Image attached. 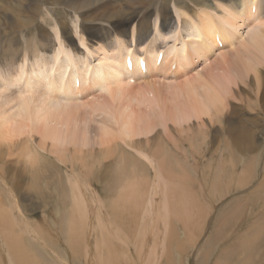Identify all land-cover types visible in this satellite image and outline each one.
Wrapping results in <instances>:
<instances>
[{
  "label": "bare ground",
  "instance_id": "6f19581e",
  "mask_svg": "<svg viewBox=\"0 0 264 264\" xmlns=\"http://www.w3.org/2000/svg\"><path fill=\"white\" fill-rule=\"evenodd\" d=\"M51 2L72 15L74 35L49 8ZM5 3L10 4L9 10L3 9ZM219 9L225 15H217ZM47 19L52 31L42 26ZM250 24L253 26L246 33L242 31L244 36L239 34L241 26ZM224 46L231 50L230 57L220 55L210 65L211 55ZM159 52L163 57L158 63ZM198 62L202 63L197 66ZM246 90L253 94V112L251 117H240L236 110L244 109L232 99L248 104L250 100L243 97ZM97 115L103 117L96 134L101 149L94 152L117 154L122 164L125 146L154 170L148 182L141 173V182L135 176L119 185L115 201L108 207L109 215L123 218L122 224L129 229L131 225L125 222L138 223L137 215L149 209L143 202V189L147 195L166 183L163 162L172 147L182 155L187 140L200 147L209 129L215 130L216 148L221 133L225 145L237 152L251 151L264 140V0H0V154L20 148L18 157L31 167L39 164L42 150L56 149L62 156L65 147L72 145L84 154L87 126ZM222 122L226 128L218 127ZM35 135L38 141L33 146L30 139ZM208 148L211 150L209 144ZM147 150L149 155L144 152ZM226 154L219 153L214 161L210 180L213 192L224 196L232 187L226 181V164L234 168L232 152ZM2 172L0 183L6 184ZM77 177L67 178L71 207L65 232L70 250L79 249L86 239L85 201ZM234 180L242 184L245 177L240 174ZM176 192L179 202L175 207H180L174 211L188 221L182 213L186 214L193 194ZM11 216L0 199V234L9 248L6 259L10 264H41L21 241ZM99 227L95 247L106 254L100 252L97 257L104 264H114L111 251L108 253L112 240L105 227ZM154 249L148 252L145 264H154Z\"/></svg>",
  "mask_w": 264,
  "mask_h": 264
},
{
  "label": "rangeland",
  "instance_id": "374dc122",
  "mask_svg": "<svg viewBox=\"0 0 264 264\" xmlns=\"http://www.w3.org/2000/svg\"><path fill=\"white\" fill-rule=\"evenodd\" d=\"M48 5L56 12V15L63 18L67 29L74 35V18L72 15L65 9L62 10L59 7L57 9L52 2ZM9 8V3L3 4V9L9 10ZM170 9L175 16L174 10ZM217 15H225V12L219 9ZM45 18H48V16L45 15ZM41 23L48 31H52L49 19ZM237 23L240 22L237 20ZM245 25L239 28V34L243 36L253 26L250 24L245 27ZM75 41L79 45L77 38ZM79 47L82 50L84 49L81 45ZM222 48L216 49L211 55L210 60L212 62L210 65L213 66L214 60L219 59L220 55L230 57L231 50L226 46ZM226 48L227 50H225ZM160 52L158 53V63L163 57ZM94 58H91V60L93 61ZM196 64L197 66L200 65L199 62ZM203 64L208 65L207 62H203ZM248 91L246 90L243 93V97L250 100L248 104H244V101L236 97L232 99L235 104H241L244 109L241 112L236 110L240 117H251L249 113L253 112L251 104L253 94H249ZM99 117L100 115L95 116L94 121L87 126L89 139L85 141L87 146L83 148L84 154L79 153L78 149L72 145L65 147L62 156L58 155L56 149H51V152L49 150L38 151L42 157H39L40 162L34 166L35 168L28 163L25 164L22 156L18 157L21 153L20 148H14L12 151L5 149L0 154V170L3 171L2 175L6 182V184L0 183V199L3 205L10 210L13 224L16 222L14 224L15 229L18 230L26 249L34 253L41 264H104L97 257V254L99 255L103 251H97L95 247L99 235V226L105 227L108 236L112 240L111 249L108 253L111 251L109 256L114 257V264H145L151 248H155L153 253V257L156 256L154 264H264V140H261L251 151L237 152L228 144L229 149H227L225 135L221 133L218 135L221 141L219 143L220 147L216 148L215 143L213 144L215 130L209 129L205 133V136H207L205 141L199 142L200 147L195 142L191 144L192 142L189 143L190 141L187 140L185 141V153L183 155L175 151L177 149L174 147L170 148L174 152H167L168 159L166 161L164 159L165 162H163L164 171H167L166 183L157 187L156 191H147V195L151 197H149V200L145 194L146 190L143 189V202L145 201V205L149 209L147 212L144 211L142 215H137L140 218L138 223L136 221L130 222V224L125 222V225H131L127 229V226L122 224L123 218H114L109 215L111 214V208L108 207L113 205L118 189L120 190L119 187L126 180L139 176V182H141L140 174L143 173L148 182L153 177L154 170L151 166H147V161L143 157H139L134 150L125 146H123V149L127 154L124 156L122 164L117 154L105 156L94 152V150L101 149L96 141L98 121L103 119V117ZM217 125L221 128L227 126L226 122L217 123ZM168 130L173 132L170 128ZM222 132L224 131L222 130ZM37 141V135L30 139L33 146ZM30 143L29 149L31 148ZM208 144L211 146V150H209ZM192 145L194 148H191ZM228 151L232 152L234 168L230 169L229 164H226V181H229L232 187L227 191L228 193L225 192L224 196L213 192L210 187V184H212L210 180L213 177L212 173L215 168L214 161L218 159L219 153L224 152L225 155ZM144 152L150 154L149 150ZM71 155L81 158L77 159ZM74 160L75 163H72ZM5 161L7 164H5ZM89 168L90 170H88ZM240 174L245 177L242 184H238L234 180ZM73 175L78 176V183L82 185L78 187V191L82 197L81 199L85 201L83 203L86 208L84 229V239H86L83 240L84 243L81 244L79 249L70 250V247L66 246L65 226L71 207V202L67 198L70 189L67 178ZM147 175L149 177H146ZM224 176L223 173V180L225 179ZM229 177H232V180ZM4 185L5 187H3ZM148 186L150 185L147 183ZM175 188L177 190H174ZM176 191H181L184 194L189 191L195 197H192L193 195L189 196L192 201L188 206V210H186L189 212L188 214L187 212H185L186 214L182 213V215H187L184 219L188 218V221H184L183 218L181 220V217L174 211V208L179 209L180 207V205L175 207L179 202L176 194L178 192ZM173 194H176L175 198ZM195 203L197 205H194ZM96 220L98 223H95ZM134 230L135 233H133ZM7 249L9 248L4 242V237L0 234L1 264H10L5 256Z\"/></svg>",
  "mask_w": 264,
  "mask_h": 264
}]
</instances>
